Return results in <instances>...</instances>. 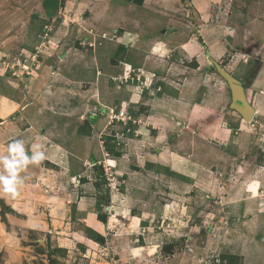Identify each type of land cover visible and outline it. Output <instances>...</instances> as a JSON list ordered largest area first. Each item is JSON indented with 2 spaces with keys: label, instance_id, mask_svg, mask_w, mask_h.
I'll return each instance as SVG.
<instances>
[{
  "label": "rangeland",
  "instance_id": "obj_1",
  "mask_svg": "<svg viewBox=\"0 0 264 264\" xmlns=\"http://www.w3.org/2000/svg\"><path fill=\"white\" fill-rule=\"evenodd\" d=\"M94 1L0 0L1 72L29 83L42 111L70 108L86 135L74 139L68 159L80 163L68 162L66 175L50 171L48 183L42 177L15 192L45 203L41 229L29 235L18 264H264V204L242 201L238 190L246 180V196L255 197L264 183V5L256 15L257 0ZM117 12L132 19L125 23ZM252 17L263 25L257 29ZM156 42L163 46L158 52L150 47ZM218 66L242 82L255 108L252 121L230 108ZM182 101L198 103L195 117L159 143L148 119L187 114ZM224 125L231 128L225 135ZM188 136L222 152L231 145L233 160L192 178L155 164L166 145L199 155L203 145L194 148ZM82 195L90 206L84 212L75 203ZM53 204L57 210L50 211ZM93 218L105 222V231ZM4 258L2 251L0 264Z\"/></svg>",
  "mask_w": 264,
  "mask_h": 264
},
{
  "label": "crops",
  "instance_id": "obj_2",
  "mask_svg": "<svg viewBox=\"0 0 264 264\" xmlns=\"http://www.w3.org/2000/svg\"><path fill=\"white\" fill-rule=\"evenodd\" d=\"M121 1L122 0H97L94 2L101 4L105 2H107V4L109 3L120 4ZM130 1H132L133 3L136 2L135 0H130ZM122 2H125V0H123ZM158 2L162 3L164 1L161 0ZM139 4H143V3H139ZM263 5H264V0L256 1V4L254 6L255 9L254 11H256V15L257 14L260 15L258 13V10L260 9V7H263ZM117 14H120L121 17L124 18L126 17L124 21L125 23H127L131 18L130 14L127 15L124 12L122 14L120 12H117ZM241 15L244 16L245 14L242 13ZM124 18H122L121 20H123ZM252 19L255 20L253 23L256 25L257 29L258 27L263 25V23L260 22L262 21L261 17H255V18L252 17ZM263 28L264 27H260V29ZM19 32H23V30ZM15 37L18 36L15 35ZM150 47H152L154 51L158 52V49L163 46L162 44H159V42H156V43H152ZM49 67L50 66L48 65V68ZM59 71L60 69L56 71L54 75L58 74ZM46 73L48 74L49 78H52V80L55 79L53 76H51V74H49L47 70ZM159 81H160L159 83L161 84L162 79L160 78ZM26 84L29 85V83L27 82L22 83L19 79H17V77L14 76L9 77L3 74V72H1L0 70V176L10 177L12 172L13 171L15 172L17 179V183L15 185V192L19 190L21 187L23 188L24 186L26 187V185L32 186L33 184H36V182H42L41 180L42 177H45L48 183L49 182L48 174L50 171L58 172L59 170L60 171L62 170V173L66 175V173H68V170L71 168V167L70 168L67 167L68 162L71 165L74 159L78 161L77 158L72 159V161H71V157H69L68 159V155H70L69 153H71V149L73 147L74 139L81 142L86 138L85 133H81L79 131L81 121L76 118V116L78 115H76L75 112H72L71 109L67 107H66L67 108L66 113L68 114H64V112H61L62 108L60 111H55V110L42 111L40 107H38L37 105L38 102H36L37 104L32 102L33 100H35V95H34L35 93L32 92V90H30ZM37 85L38 83L36 82V86ZM151 89L152 88H150V90ZM143 92L144 91H142V95ZM67 95L68 97H70L69 94ZM162 97H163L162 94H159L158 98H162ZM143 99L144 97L142 98V100ZM197 105L198 103L196 101L194 103H192V101L191 102L182 101L180 103V107L182 106V108L180 109H184V111L187 114H183V116L180 117L178 114L179 110L178 113L168 111L170 113L172 112L173 113L172 115H174V116L172 115L167 116L168 120L165 119V116H162V114L164 113L159 112L156 115L151 114L150 118L148 119V121L150 122V126H149L150 131L156 133L159 139L158 142L161 141L159 143L162 144L163 142L162 137L164 138V135H167L168 132H170V134L177 133L175 131L176 128H180V129L187 128L182 121L190 117H195L194 110L195 107H197ZM242 118L243 117L241 116L240 119ZM78 121L80 122V124ZM51 122H52V127L50 125ZM74 123H75V128L73 127L74 125H71ZM168 124L172 125L170 130H168L167 127ZM224 126L227 130H224V132H222V134L224 133L223 135L228 133L231 129L229 128V126L226 125ZM215 127L213 128L215 132L223 131L219 129V127L217 126ZM233 133L234 131L231 132V136H233ZM57 135H59L60 138L57 137ZM218 135L220 136V133ZM189 138L192 142L193 141L195 142V145L196 144L198 145V146H194V148L199 149L203 145L202 150L198 151L199 155L192 154L191 151H187V149H186L187 152L185 151L184 153L181 152L182 150L172 151L165 144L166 146L164 147L163 151L159 152L160 155L157 156L159 157V159L155 158L156 159L155 164L157 163V165L170 167V169H172L171 171L177 173L178 175H182V177L186 176L192 178L194 174L197 176L198 174L201 175L204 174V171L207 170L208 165H213L216 163L227 165L224 164L227 160V157L228 160L230 161L233 160L234 148L231 145L230 146L226 145L228 147L227 152L225 151L222 152L217 147H214L213 144H208L206 141H204L205 139L199 136H194V138L193 136L191 137L188 136V139ZM224 138L226 137L224 136ZM182 139L183 138H181V140ZM184 140H185L184 142L187 143V140L186 139ZM241 140L242 139H240L239 141ZM236 142L238 143L237 140ZM17 143L23 145L25 155L28 158L27 161L20 158L16 152H13L11 150L12 146H14ZM62 143L65 145H62ZM238 145L240 146L241 149L242 143ZM149 146L156 147L157 145L153 143L150 144ZM92 155L93 154H91L90 156ZM34 156L38 158L36 160H33ZM40 159L45 164H47V167H45L46 171H42V165H41L42 163L40 162ZM99 159L101 160V163L105 164V166L107 167L106 164L107 158L101 157ZM61 165H63V167H61ZM193 165H195V171H193L194 169ZM57 166L61 168L58 169ZM190 172H192V174ZM69 176H71L70 173ZM262 176H264V174ZM246 184L247 181L245 180L244 183L240 185V188H238V190L241 193H243L242 201H247L248 198L251 200L257 199V202L261 201L262 202L261 205L263 206L264 198L262 199L260 191L262 188H264V183L263 184L259 183V193L255 197H251V196L247 197L249 196V193L246 192L247 189ZM65 185L68 186L67 183ZM6 188L7 186L4 184L3 180H0V252L5 251L4 264H18L22 260L21 254L23 253L25 248L27 249L28 247H30L29 235L35 234L36 233L35 230L37 229L38 231L42 225L40 206L45 205V203L43 201L34 200L36 198L34 197L31 198L29 195L30 193H27L26 191L23 190L22 192L19 193L21 196L19 198L18 195H15V192H9L6 190ZM69 195L70 193H64L62 199L66 200ZM114 197H115V192L111 194V202H113ZM232 197L233 196H231V199L233 198L240 199V197L238 198L236 197L232 198ZM245 197L247 199H245ZM76 201L79 202V204H84V208L81 205V210H79L80 212L90 210L89 209L90 206L86 204L87 201L85 199V195L80 196V199L75 200V203H77ZM237 202L238 200L235 203L232 202V200H229V204H231L234 207H239L238 205H235ZM254 204H256V202ZM55 207L53 204L51 206L50 211L52 209L57 210V208ZM58 211L60 212V210ZM63 211H64V215L65 213H68L69 204H65ZM93 219L95 220L94 221L92 220L91 223L99 230L105 231L106 229L105 222L100 221L97 218H93ZM107 219H110V217L108 216ZM91 223L89 225H91ZM30 231L32 232L30 233ZM82 237L83 239L86 238L85 235H82ZM262 240H264V237H262ZM74 241H76V243L79 245H83L81 244L83 240L80 242L79 240H74ZM67 247L68 246H65L63 248L64 252L66 251ZM19 253L21 254L19 255ZM132 254L130 255L128 253L125 258L127 259L130 258L131 256H134V254L133 255Z\"/></svg>",
  "mask_w": 264,
  "mask_h": 264
},
{
  "label": "water",
  "instance_id": "obj_3",
  "mask_svg": "<svg viewBox=\"0 0 264 264\" xmlns=\"http://www.w3.org/2000/svg\"><path fill=\"white\" fill-rule=\"evenodd\" d=\"M218 70L231 90V108L237 111L247 122L252 121L255 115V108L249 102L242 82L224 67L218 66Z\"/></svg>",
  "mask_w": 264,
  "mask_h": 264
},
{
  "label": "clouds",
  "instance_id": "obj_4",
  "mask_svg": "<svg viewBox=\"0 0 264 264\" xmlns=\"http://www.w3.org/2000/svg\"><path fill=\"white\" fill-rule=\"evenodd\" d=\"M153 82H150L149 85L147 87H152ZM13 152H16L20 158H22L23 160L27 161V156L25 155L24 152V148L22 144H15L14 146H12L11 149ZM38 157H33V160H36ZM14 167V166H13ZM0 180H3L4 184L7 186L6 190L9 192H15V185L17 183V179H16V174L13 171L11 176H0ZM5 181H9V183H5Z\"/></svg>",
  "mask_w": 264,
  "mask_h": 264
},
{
  "label": "trees",
  "instance_id": "obj_5",
  "mask_svg": "<svg viewBox=\"0 0 264 264\" xmlns=\"http://www.w3.org/2000/svg\"><path fill=\"white\" fill-rule=\"evenodd\" d=\"M136 2L142 3L143 0H135Z\"/></svg>",
  "mask_w": 264,
  "mask_h": 264
},
{
  "label": "snow or ice",
  "instance_id": "obj_6",
  "mask_svg": "<svg viewBox=\"0 0 264 264\" xmlns=\"http://www.w3.org/2000/svg\"><path fill=\"white\" fill-rule=\"evenodd\" d=\"M5 183H9V181H5Z\"/></svg>",
  "mask_w": 264,
  "mask_h": 264
},
{
  "label": "bare ground",
  "instance_id": "obj_7",
  "mask_svg": "<svg viewBox=\"0 0 264 264\" xmlns=\"http://www.w3.org/2000/svg\"><path fill=\"white\" fill-rule=\"evenodd\" d=\"M135 252L137 253V251L135 250ZM138 255V254H137Z\"/></svg>",
  "mask_w": 264,
  "mask_h": 264
}]
</instances>
